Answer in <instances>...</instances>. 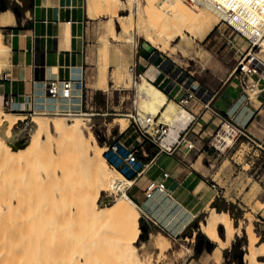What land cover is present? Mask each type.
<instances>
[{
  "label": "rangeland",
  "instance_id": "obj_1",
  "mask_svg": "<svg viewBox=\"0 0 264 264\" xmlns=\"http://www.w3.org/2000/svg\"><path fill=\"white\" fill-rule=\"evenodd\" d=\"M85 1L92 20L87 28V69L84 82L86 90L90 95L92 94V99L83 110H79L88 113V115H82L79 120L84 132L86 134L92 132L98 143L105 148V142L110 143L114 135L119 133V125L123 127L122 130L129 125L128 116L130 114L136 112L145 114L138 106L137 84L141 77L132 69L136 53L141 45L161 50L180 65L184 74H187L186 77L191 76L209 87L219 86L233 73V77L238 76L240 79L241 67L237 72L234 70L250 52V43L246 36L232 29L220 16H214L215 22L211 19L214 23L213 29L206 38L199 39L201 33L199 35L198 33L203 29L196 28L194 30L196 35L192 31L186 32L181 37L169 40L168 48L162 49L145 38L144 30L146 31L149 22L155 19L157 12L169 11V7L161 8L163 0H119L115 5L116 13L114 11L106 13L97 9L99 7L97 3L101 0ZM4 3L14 6L21 1L4 0ZM89 4L92 5V9ZM2 5L0 2V9ZM141 14L143 19L139 18ZM119 17H122L126 27L123 23V25L117 23L116 19ZM109 19L114 22V32L110 30L111 21ZM142 20L144 22H141ZM141 24L147 27L143 25L142 28ZM140 27L145 29L142 30ZM1 29L0 36L3 46V41L7 43L8 31L3 27ZM106 41H108V50L103 51ZM261 44L262 42L254 47L253 53L259 55L263 61L264 52H261L263 49ZM7 58L8 51L3 52L0 47V76L7 65ZM105 66H107L108 77L106 85L99 76L100 69ZM257 79L256 75L250 76L251 83ZM99 86L102 89H98ZM257 89L255 92L248 89L247 93L259 106L258 111L260 112L264 107V103L260 105L262 99L260 95L264 93V84L259 85ZM241 91L243 93L242 86ZM190 97L170 100L185 108ZM0 107H2L1 103ZM3 109L5 112L13 113ZM19 115L22 119L13 124L12 137L3 140L0 146V207L3 210L7 207L12 208L8 210L9 212L4 210L8 218L3 215L2 220L6 217L3 222L7 225L1 227L0 232L3 230L1 234L6 236L5 240L8 242L5 243L4 240L3 242L8 243V247H13L16 243L15 246L21 247V250L29 248L40 253L74 256H76V245H78L81 249H87L90 253L101 256L108 262L116 260L126 263L118 243L119 226L117 222L99 224L78 212L74 205L70 206V210L65 202L60 203L61 196L67 197L68 202L75 201L78 200V195L84 187H95L94 177L81 157L76 160L75 176L69 179H56L53 165L58 164L59 161L49 154L45 135L32 149L19 152L7 150L8 145L23 147L28 143L35 127V116H41L49 121L60 119L66 123L77 121V119H73L74 116L70 115L40 112H32L26 117L23 114ZM257 120V117L252 119L244 127L248 130L247 136L238 131L236 139L234 138L233 143L225 150L214 145V138L220 131L221 124L211 136L204 140L198 151L199 154L204 151L198 163L194 164L198 169V174L207 184L215 189L218 188L217 205L220 207L217 208L220 211H228L234 226L237 227L234 239L228 244L229 246L221 249L220 259L205 261L202 258L203 264H246L244 256L249 251L247 229L249 230L250 227L257 235V244L264 242V137L255 136L249 128V126L254 127ZM165 123L170 129L171 123ZM109 168L110 172L114 170V168ZM46 171H49V176ZM100 193L99 199L105 204L113 203L117 196L114 191H101ZM174 209L170 214L174 213ZM210 211L211 207L206 205L196 220L198 226L193 224L188 235H179L171 240L165 236L166 232L171 234L169 228L164 227V232L153 223L148 224L145 220L141 221L144 218L140 213V227H146L147 231L141 229V237L135 243L139 246V255L144 264H148L147 260L151 261L149 262L151 264H181L190 253L195 255L199 244V233L206 235L200 229L201 222H204ZM182 213L184 217L189 214L187 210ZM3 222L0 221L2 224ZM218 229L220 235L225 238L223 225H220ZM158 233L163 235L158 238L159 242L163 245L168 243L164 252H161L154 244ZM8 237L10 239H7ZM208 239L211 240L209 237ZM214 244L217 247V243L214 242ZM15 246L13 249H16ZM206 251L204 249V252ZM260 258L264 259V257Z\"/></svg>",
  "mask_w": 264,
  "mask_h": 264
},
{
  "label": "crops",
  "instance_id": "obj_2",
  "mask_svg": "<svg viewBox=\"0 0 264 264\" xmlns=\"http://www.w3.org/2000/svg\"><path fill=\"white\" fill-rule=\"evenodd\" d=\"M20 1L18 4L23 7L24 2ZM2 4L1 11H4L7 4ZM91 20L85 0H27V8L20 13V17L17 18L15 14V22L3 27L8 31L7 43L2 40L5 52L8 51V60L0 76L2 107L6 109L7 98H13L7 110L25 117L32 112L50 114L84 109V103L80 105L78 98H50L46 95L45 84L54 78L65 80L84 77L87 69V28ZM132 69L161 88L169 100H180L192 94L185 105V109L193 116L189 125L180 130L178 140L171 148L151 142L146 144L148 156L142 157L146 163L152 158L154 161L147 165L127 191L138 205L143 220L157 225L163 231L164 227L169 228L171 234L166 232L165 236L171 240L179 235H188L190 229L187 233L186 230L206 205L216 209L220 207L217 205L218 188L207 184L194 166L204 155V151L201 154L198 152L204 140L221 124L230 122L244 128L256 117V125L249 128L255 136L264 137V107L259 112V106L252 99L244 97L240 79L238 76L233 77L234 73L219 86L209 87L191 76L186 77L187 74L176 61L151 46L141 45ZM260 97V105H263L264 93ZM114 138L131 144L135 143L136 135L129 129L127 133L115 134ZM113 142L114 139L110 143ZM162 172L168 173L166 191L147 199V185ZM161 194L163 199L158 200ZM173 209L176 214H170ZM183 210L193 215L186 223ZM198 240L195 255L190 253L181 264H203L202 258L205 261L214 259L211 252L216 248L214 242L212 250L208 251L206 242L209 239L198 235ZM201 242L203 247L199 251ZM204 249L208 252H204Z\"/></svg>",
  "mask_w": 264,
  "mask_h": 264
},
{
  "label": "bare ground",
  "instance_id": "obj_3",
  "mask_svg": "<svg viewBox=\"0 0 264 264\" xmlns=\"http://www.w3.org/2000/svg\"><path fill=\"white\" fill-rule=\"evenodd\" d=\"M118 1L119 0H101L100 3H97L99 6L97 9L106 13L113 11L116 13L117 10L115 5L118 4ZM254 1L256 3L255 7L248 10L250 15L254 17L252 18V22L257 20L259 21L261 19L260 13L261 11H264V0ZM239 6H245L244 0H206L198 7L194 8L186 5L183 0H163L161 8L163 9L169 7V11L157 12L155 19L152 20V22H149V26L146 28V31L144 30L145 28L142 29L144 24H141L142 28H140L144 30L145 38L149 42L153 43V45H159L162 49H164L168 48V42H170L169 40L181 37L183 34L185 35L186 32L192 31L193 34H195L194 30H196V28L199 30L200 28L203 29L201 32L197 30L199 33L195 31L198 35L201 33V37L199 39L206 38L213 29L214 23L211 19H213L216 15L218 17L220 16V18L225 15L222 8L237 10ZM90 9H92V5H90ZM94 9L95 8H93V10ZM241 11L242 10H240V12ZM241 13H245V11L243 10ZM139 18L143 19L142 14ZM116 20L120 25L124 24L122 17H119ZM213 20L215 22L216 18ZM110 21V30L112 29L114 32V22L112 19ZM14 22L15 14L12 9L7 8L4 11H0V35L2 27L11 25ZM141 22L144 21L142 20ZM263 39L261 40V46H263L261 52H264ZM0 47L1 50L5 52L1 44V36ZM107 50L108 41L105 42L103 51ZM250 54H254L253 49ZM252 63L253 65L262 67L264 60L262 61L259 55H256L255 53ZM99 76L104 85H106L108 82L107 66L100 69ZM97 88L102 89L101 86ZM137 94L139 96L138 106L145 112V114L159 117L161 121L171 123L169 132L162 141L163 146L171 148L173 143L178 140L180 130L185 129L189 125L193 117L192 114L183 106L169 100L167 94L145 76H142L140 82L137 84ZM61 115L74 116L73 119H77V121H73L71 123H66L60 119L49 121L41 116H35V127L31 133L28 143L23 147H16L11 144L7 146V150L9 152H19L26 149H32L38 145V143L42 140L41 138H44L43 135H45L48 150L50 151L49 154L59 161L58 164L56 163L57 167L55 168V164L53 165L54 170L52 169L56 179H69L75 176L77 170L76 160L81 157L82 161L86 163L94 177L95 187H84V190H82L80 195H78V200L75 201L68 202L67 197L64 198L61 196L60 203L65 202L70 210V206L74 205L78 212L99 224L105 222H117V225L119 226L118 243L120 244L123 259L126 260V263L116 260L108 262L103 257L90 253L87 249H81L78 245H76V256L40 253L29 248H23L24 250H21L22 248L18 246L21 250L19 251L18 247L15 246L16 243L14 244L13 241L10 243L12 245L14 244L16 249H13L14 246L8 247V243L5 244L8 240H5L6 236L1 234L3 233L2 230L0 232V264H144V261L139 255V246L135 243V241L140 238L141 234V227L139 223L140 210L138 205L127 193V186L131 185L133 181L124 178L117 169H114L111 172L108 170L110 169V166L103 154L105 147L98 143L96 136L92 132L86 134L81 126V122L79 120L80 117L82 115H88V113L78 111L76 113L70 112L69 114ZM21 119L22 116L19 114L5 112L4 109L0 107V146H2L3 140L10 139L12 137L13 124ZM122 128L123 127H121V129ZM235 130L236 128H234L230 123L222 125L220 131L214 138V145L221 150H225V148L229 147L233 143L236 135ZM54 153H56V155H54ZM46 172L47 176H49V171ZM95 188L97 189L94 192ZM101 191L116 192L117 196L114 202L111 204L103 203L99 199ZM211 198H209V200ZM157 199L162 200V194ZM10 209L12 208L10 207ZM10 209L8 207L6 208L7 211H10ZM4 210L0 207V221L2 222L6 219V217L8 218L5 214L6 210ZM3 215L6 217L2 220V218H4ZM192 216V213L190 214L189 212V214L183 218L185 223ZM0 224V228L7 225L6 223L5 225L4 222V226L2 223ZM220 225H223L224 227L225 238H223L219 233L218 228ZM8 226L11 225L8 224ZM200 229L213 242L217 243V247L212 252L213 258L217 261L221 257V249L230 244L232 239H234L237 227L234 226L233 219L228 211H220L216 208H211L207 218L204 222H201ZM247 234L249 239V251L244 256L245 263L264 264V259L262 260L260 258L264 257V242L257 244V235L251 227L249 230L247 229ZM2 236H4V239L1 240ZM159 237H163V235L158 233L154 244L161 252H164L168 243L167 245L161 244L158 239ZM7 239L10 238L8 237ZM147 262L148 264H151L149 263L151 261L147 260Z\"/></svg>",
  "mask_w": 264,
  "mask_h": 264
},
{
  "label": "built area",
  "instance_id": "obj_4",
  "mask_svg": "<svg viewBox=\"0 0 264 264\" xmlns=\"http://www.w3.org/2000/svg\"><path fill=\"white\" fill-rule=\"evenodd\" d=\"M183 1L186 5L193 8L204 3L206 0ZM244 2L245 6H239L237 10L222 8V11H224L225 14L222 19L232 29L246 36L250 43V52L240 61L239 66L234 70V72H237L238 68L241 67L240 82L243 93L245 94L244 97L247 100H251L252 97L249 95V93H247V90L250 89V91L255 92L259 85L264 84V63L262 64V67L253 65L252 61L254 59V54H250L251 50L259 45V43H261V40L264 38V11H261V19L259 21L257 20L255 22H252V18L254 17L250 15V12H248V10L254 8L256 3L254 0H244ZM240 10H244L245 13H241L242 11L240 12ZM251 75H256L258 77L257 81H255L254 83L250 82ZM257 90L263 91L262 89ZM45 91L46 95L54 100H69L78 98L80 100V105L84 103L85 106H87L92 99V94L90 95L88 93V90H86L84 77L65 80L56 78L49 79L45 84ZM188 96H192V94L189 93ZM11 102H13V98H7L6 109H9L11 107ZM70 112L76 113L77 111H57L51 112L50 114H69ZM128 117L130 120L129 125L124 130H122L121 126L119 125V132L127 133V131L131 129L132 133L136 135L135 143L127 144L120 138H114L113 143L105 142L106 148L104 151V155L110 167L119 170L124 178L133 181L131 185L127 186V191L142 175L147 165L150 162L154 161V158H152L149 163H146L142 157L148 156L146 144L148 142H151L154 144L162 145L161 142L169 132L167 123L159 121V118L151 116L150 114H141L139 112H136L130 114ZM230 124L234 128H236V134L239 131L247 136L248 130L246 128L239 129V126L237 127L232 123ZM251 140L255 142L254 139L251 138ZM167 177L168 173L162 172L155 179L150 180L145 190L147 199H152L156 193H164L166 191Z\"/></svg>",
  "mask_w": 264,
  "mask_h": 264
},
{
  "label": "trees",
  "instance_id": "obj_5",
  "mask_svg": "<svg viewBox=\"0 0 264 264\" xmlns=\"http://www.w3.org/2000/svg\"><path fill=\"white\" fill-rule=\"evenodd\" d=\"M22 1L24 2V6L23 7H20V5L18 3L16 5H14V6L7 5V8H12L13 9V11L15 12L17 18H19L20 17V13L23 12V10H25L27 8V0H22ZM1 10L2 9H0V11ZM213 206H215V205L213 204ZM217 210H219V208H217ZM196 220L194 222H192V224L190 225V227L186 230V233L189 231V229H191V227L193 226V224H195L196 227L198 226ZM141 221H143V219ZM199 237L200 238H204L205 240L208 239V237L206 235H204L203 233H199Z\"/></svg>",
  "mask_w": 264,
  "mask_h": 264
},
{
  "label": "water",
  "instance_id": "obj_6",
  "mask_svg": "<svg viewBox=\"0 0 264 264\" xmlns=\"http://www.w3.org/2000/svg\"><path fill=\"white\" fill-rule=\"evenodd\" d=\"M3 10H4V8H3ZM141 229L143 231H147L146 227H144V226H141ZM140 237H141V235H140ZM206 244H207L208 251H211L213 248V245H214L213 242L211 240H207ZM202 247H203V242H201L199 245V251H202ZM240 259L242 260V255L240 256Z\"/></svg>",
  "mask_w": 264,
  "mask_h": 264
},
{
  "label": "flooded vegetation",
  "instance_id": "obj_7",
  "mask_svg": "<svg viewBox=\"0 0 264 264\" xmlns=\"http://www.w3.org/2000/svg\"><path fill=\"white\" fill-rule=\"evenodd\" d=\"M0 2H1V4H2V3H4V0H1Z\"/></svg>",
  "mask_w": 264,
  "mask_h": 264
}]
</instances>
